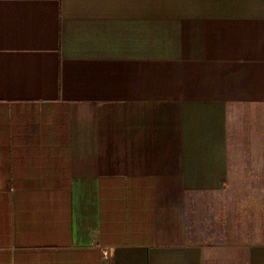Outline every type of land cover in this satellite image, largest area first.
<instances>
[{"label": "crops", "instance_id": "crops-1", "mask_svg": "<svg viewBox=\"0 0 264 264\" xmlns=\"http://www.w3.org/2000/svg\"><path fill=\"white\" fill-rule=\"evenodd\" d=\"M225 251L264 264V0H0V264Z\"/></svg>", "mask_w": 264, "mask_h": 264}, {"label": "rangeland", "instance_id": "rangeland-1", "mask_svg": "<svg viewBox=\"0 0 264 264\" xmlns=\"http://www.w3.org/2000/svg\"><path fill=\"white\" fill-rule=\"evenodd\" d=\"M258 129V131H257ZM262 131V132H259ZM241 133H244L241 131ZM254 133L257 134H263V128L258 126L256 127V130ZM259 146L260 144H255V146ZM241 146H244V150H248V144H241ZM257 150V149H256ZM260 150V149H259ZM257 152L259 153V151L257 150ZM262 154H258L257 158H254L252 160V162H254L253 164H259L260 161L262 160ZM250 192H241L242 194V203H244V205L246 204V200H247V196H249ZM246 209H249V206H245ZM219 210L217 209L216 203L215 201H213L212 203H210L209 207H194L192 208V214H191V220H192V230L193 232H203V234L208 231V232H213L214 230L217 228L216 223H217V219H218V215H219ZM248 229V225L242 226V228ZM214 240L215 238V234L213 235ZM210 239L212 240V237H210ZM226 253L223 254L224 256H218V258H221V261H226L229 262L227 264H232V259H234L236 256H233V254L231 253H227V251H225ZM242 259V257H240ZM243 263V260L241 261ZM223 264V263H222Z\"/></svg>", "mask_w": 264, "mask_h": 264}]
</instances>
